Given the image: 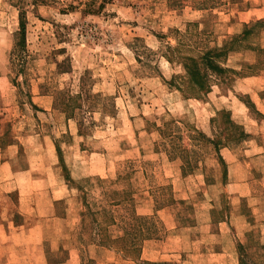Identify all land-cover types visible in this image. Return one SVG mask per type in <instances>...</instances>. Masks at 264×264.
I'll list each match as a JSON object with an SVG mask.
<instances>
[{
  "label": "rangeland",
  "instance_id": "374dc122",
  "mask_svg": "<svg viewBox=\"0 0 264 264\" xmlns=\"http://www.w3.org/2000/svg\"><path fill=\"white\" fill-rule=\"evenodd\" d=\"M261 3L0 0V144L5 157H16L15 169L33 168L32 179H43L41 191L51 193L40 198L45 211L51 191L68 185L75 191L57 202L58 212L66 210L70 220L94 219L95 243L129 255L145 236L163 232L155 213L160 208L169 206L178 218H209L218 193L206 190L198 176L209 167L213 181L218 168L225 183L226 167L213 145L201 136L196 145L193 138L196 130L227 140L222 129L229 125L220 111L231 112L229 88L264 70V19L252 22L253 31L241 41L233 40L247 24L236 22L238 11ZM231 47L224 64L236 74L213 84L212 93L188 98L195 91L184 83V56ZM252 60L259 66H248ZM216 85L229 94L220 100ZM170 130L184 140L164 137ZM188 158L192 163L183 168ZM105 159L112 167L107 176L87 174V161L98 169ZM18 179L30 185V174ZM17 184L12 179L9 185ZM180 197L188 206L176 205ZM18 201L13 192L6 209L13 211ZM23 205L28 212L35 201ZM123 231L127 235L115 240ZM76 233H85L83 222Z\"/></svg>",
  "mask_w": 264,
  "mask_h": 264
},
{
  "label": "crops",
  "instance_id": "0c3cea01",
  "mask_svg": "<svg viewBox=\"0 0 264 264\" xmlns=\"http://www.w3.org/2000/svg\"><path fill=\"white\" fill-rule=\"evenodd\" d=\"M238 14L236 22L250 25L264 19V4L244 8ZM247 64L260 63L252 60ZM239 80L228 92L232 119L243 125L245 136L220 146L217 152L225 162L227 180L219 181L218 168L213 181L209 179V167L198 176L206 190L215 188L219 194L210 203L209 218H178L169 206L160 208L155 213L163 232L145 236L131 255L96 244L90 218L70 220L66 210L58 212L57 202L75 191L68 185L51 191L45 211L40 198L51 193L41 191L43 179H32L33 168L15 169L16 157H5L6 149L0 144V264H51L53 258L57 259L54 264H88L90 260L93 264H264V70L245 74ZM216 87L220 100L229 94L222 92L224 86ZM87 164V174L99 177L107 176L112 169L106 159L98 169L91 161ZM27 174L30 185L18 179ZM12 179L18 181L17 186L10 187ZM13 192L19 201L9 212L6 208ZM185 198L176 199V205L188 206ZM27 199L35 201L28 212L23 209ZM81 222L85 233L80 235L76 231ZM48 230L52 233L46 234ZM65 230L67 233H61ZM125 235L124 231L119 232L114 239Z\"/></svg>",
  "mask_w": 264,
  "mask_h": 264
},
{
  "label": "trees",
  "instance_id": "16d2710c",
  "mask_svg": "<svg viewBox=\"0 0 264 264\" xmlns=\"http://www.w3.org/2000/svg\"><path fill=\"white\" fill-rule=\"evenodd\" d=\"M19 29L20 30L18 31V35H19L18 46L23 48L25 47L26 21H25L24 13L22 12L20 16V28ZM253 29H254V26L245 24L243 32L239 35L236 34L233 40L241 41L243 37L251 33ZM233 50H235L234 47H231V49H228V50H220L218 48H208L203 53L197 56L196 55L195 56L194 55L184 56V59L182 60L185 70H186V76H185L186 80L184 83H186L187 88L195 91L193 93H189L187 95L188 98L194 97V98L200 99L201 95L203 96L207 95L212 90L213 84L218 83V82L227 81L226 80L227 77L225 76L226 74L230 72L233 74H236L232 68L230 70V68L225 67V64H224V60L227 57L229 51H233ZM252 72H255V71H252ZM220 113L222 114L221 116L226 118L224 119V122L229 125V127H225L226 129L225 128L222 129L223 131L222 133L225 135V137H229L228 138L229 140L228 139L221 140L220 138H216L217 136L211 138L207 136L205 133H203L202 131L196 132L195 130L196 135L194 136L193 139L197 143H194V144L196 145L201 144L200 143L201 138H199L201 136L202 139L207 140L209 144L213 145V148L218 152V149L220 146L227 145L228 143L231 142V140H238L245 136V132L243 131V129L242 130L239 129L240 128L239 125H237V123L232 119L230 111L228 112L220 111ZM212 121L215 123L216 118H213ZM167 136L172 138L171 141H175V140L183 141L184 140L183 135H178L176 134L175 131H172V130L164 134V137H167ZM59 153L62 159V153L60 150H59ZM219 160L224 163L221 157H219ZM186 163L187 165L188 164L190 165L192 163V160L190 158L185 160L183 168H185ZM92 225L96 226L94 219L92 220ZM132 245H135V243H132Z\"/></svg>",
  "mask_w": 264,
  "mask_h": 264
}]
</instances>
